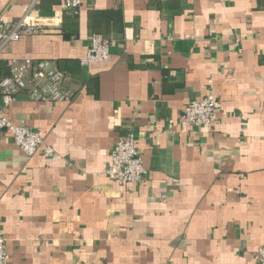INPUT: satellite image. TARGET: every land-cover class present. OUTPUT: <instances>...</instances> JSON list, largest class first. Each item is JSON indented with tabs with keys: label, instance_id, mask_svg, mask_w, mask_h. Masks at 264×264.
Instances as JSON below:
<instances>
[{
	"label": "crops",
	"instance_id": "crops-1",
	"mask_svg": "<svg viewBox=\"0 0 264 264\" xmlns=\"http://www.w3.org/2000/svg\"><path fill=\"white\" fill-rule=\"evenodd\" d=\"M29 0H0L16 21ZM45 31L0 59L50 60L73 95L4 113L41 133L31 156L0 133V232L6 264H259L264 245V0H37ZM97 33L105 62L81 65ZM212 91L218 122L188 127L184 106ZM128 133L142 184L104 173Z\"/></svg>",
	"mask_w": 264,
	"mask_h": 264
},
{
	"label": "built area",
	"instance_id": "built-area-1",
	"mask_svg": "<svg viewBox=\"0 0 264 264\" xmlns=\"http://www.w3.org/2000/svg\"><path fill=\"white\" fill-rule=\"evenodd\" d=\"M25 13L16 21L0 16V53L10 42L23 35H35L45 31L41 22L31 17V8L37 0H29ZM82 0H62L63 11L78 13ZM109 58V41L100 34L90 37L87 53L79 61L81 65L105 62ZM10 75L0 79V133L8 135L13 143L25 154L31 156L40 153L45 158L54 155V148L44 141L37 130L26 125L15 124L8 120L4 110L17 96L26 92L33 101H62L73 95V91L64 86V74L54 67L50 60L24 58L10 62ZM221 100L212 91L189 101L183 108L182 121L188 127H209L218 122L217 113ZM106 176L120 185L142 184L147 175L141 155L137 149L133 133L120 137L110 154V163L105 168ZM259 264H264V245L257 250ZM9 254L6 238L0 232V264H6Z\"/></svg>",
	"mask_w": 264,
	"mask_h": 264
},
{
	"label": "trees",
	"instance_id": "trees-1",
	"mask_svg": "<svg viewBox=\"0 0 264 264\" xmlns=\"http://www.w3.org/2000/svg\"><path fill=\"white\" fill-rule=\"evenodd\" d=\"M64 12V23H63V29H62V33L63 36L66 37L67 36V32L65 30V25L68 21H71L72 19H74L78 13H67L65 11ZM60 72H62V69H59ZM11 72V64L8 61H5L3 59H0V79L10 75ZM63 73V72H62Z\"/></svg>",
	"mask_w": 264,
	"mask_h": 264
}]
</instances>
